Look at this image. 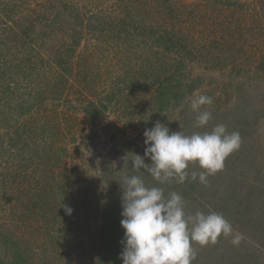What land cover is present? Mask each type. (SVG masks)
I'll return each mask as SVG.
<instances>
[{
    "label": "rangeland",
    "instance_id": "obj_1",
    "mask_svg": "<svg viewBox=\"0 0 264 264\" xmlns=\"http://www.w3.org/2000/svg\"><path fill=\"white\" fill-rule=\"evenodd\" d=\"M151 2L177 24L127 19L118 0H0V264H122L131 175L242 235L193 243L192 264H264V0ZM140 17L174 31L180 52L118 30ZM201 94L212 119L197 128ZM156 122L187 135L224 124L242 143L207 184L190 163L184 183L160 185L131 167Z\"/></svg>",
    "mask_w": 264,
    "mask_h": 264
},
{
    "label": "clouds",
    "instance_id": "obj_2",
    "mask_svg": "<svg viewBox=\"0 0 264 264\" xmlns=\"http://www.w3.org/2000/svg\"><path fill=\"white\" fill-rule=\"evenodd\" d=\"M212 103L213 98L203 94L191 100V110L197 113L195 127H204L212 119L209 110H202ZM143 136L144 155L134 154L131 167L150 174L160 185L173 180L184 183L189 179L190 163L203 169L192 172L190 178L196 180L198 176L201 183L207 184V177L222 170L225 159L242 143L240 133L228 132L224 124L187 135L156 122L145 129ZM145 158L151 162L145 163ZM123 183L122 264H192L196 259L193 243L203 247L215 244L221 235L233 236L232 225L222 214H187L181 195L173 191L165 196L163 187L148 186L142 175L125 176ZM65 211L70 215L73 209L66 207ZM242 239L236 234L231 243L239 245Z\"/></svg>",
    "mask_w": 264,
    "mask_h": 264
},
{
    "label": "trees",
    "instance_id": "obj_3",
    "mask_svg": "<svg viewBox=\"0 0 264 264\" xmlns=\"http://www.w3.org/2000/svg\"><path fill=\"white\" fill-rule=\"evenodd\" d=\"M167 2V6L163 4V7H169L168 0H163ZM158 5V2H155ZM157 5L151 2V0H118L117 8L122 9L124 11V15H126V18H135L138 16H143V19H151L152 22L156 23H163L165 22V15L168 13H165L163 11V14L158 15L159 8H157ZM143 7V8H142ZM156 7V8H155ZM68 9L69 7L66 6ZM65 9V5H64ZM155 11V12H154ZM171 15H168L167 18L171 20H176V24L178 22V18H176V14L174 11H170ZM119 13V11H118ZM153 13V14H152ZM90 17L92 16L91 13ZM134 16V17H133ZM92 18V17H91ZM141 17L135 21V19L126 21V19L119 24H116L118 26H121L118 30L121 29V32L128 31L130 28L132 29V33L135 32V34L143 37L144 35L155 37V41L159 43L160 45L164 46L165 49L174 51L176 53L177 51L180 52L181 43H183V40L181 41L179 38L176 37L174 34V31L169 29L168 27L159 28L157 26L148 27L144 25V21ZM92 23V21H91ZM90 23V24H91ZM93 23L96 24L98 28L100 27H108L109 29H114L113 27L115 25L108 24L107 22H103L102 20L93 19ZM92 23V24H93ZM172 24L174 22H171ZM95 26V28H96ZM93 28V26H92ZM77 43V41H76ZM176 51V52H175ZM190 52V51H187ZM192 53V52H190ZM3 94V93H2ZM98 111V109H97Z\"/></svg>",
    "mask_w": 264,
    "mask_h": 264
}]
</instances>
